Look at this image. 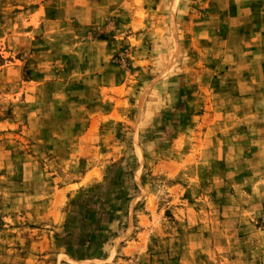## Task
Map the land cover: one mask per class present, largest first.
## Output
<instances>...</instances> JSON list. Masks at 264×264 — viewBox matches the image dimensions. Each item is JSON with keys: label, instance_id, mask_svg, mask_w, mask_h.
<instances>
[{"label": "rangeland", "instance_id": "obj_1", "mask_svg": "<svg viewBox=\"0 0 264 264\" xmlns=\"http://www.w3.org/2000/svg\"><path fill=\"white\" fill-rule=\"evenodd\" d=\"M0 264H264V0H0Z\"/></svg>", "mask_w": 264, "mask_h": 264}]
</instances>
